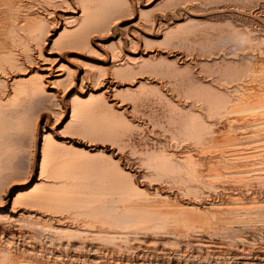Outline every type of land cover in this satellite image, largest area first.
<instances>
[{
  "label": "bare ground",
  "instance_id": "obj_1",
  "mask_svg": "<svg viewBox=\"0 0 264 264\" xmlns=\"http://www.w3.org/2000/svg\"><path fill=\"white\" fill-rule=\"evenodd\" d=\"M0 264H264V0H0Z\"/></svg>",
  "mask_w": 264,
  "mask_h": 264
}]
</instances>
